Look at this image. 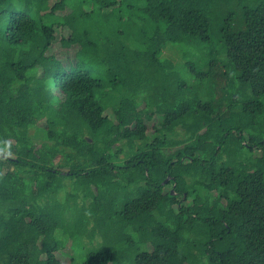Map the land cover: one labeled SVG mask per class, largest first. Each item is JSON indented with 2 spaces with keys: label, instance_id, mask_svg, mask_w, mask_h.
Listing matches in <instances>:
<instances>
[{
  "label": "trees",
  "instance_id": "obj_1",
  "mask_svg": "<svg viewBox=\"0 0 264 264\" xmlns=\"http://www.w3.org/2000/svg\"><path fill=\"white\" fill-rule=\"evenodd\" d=\"M58 229L80 264H264V0H0V264H64Z\"/></svg>",
  "mask_w": 264,
  "mask_h": 264
},
{
  "label": "rangeland",
  "instance_id": "obj_2",
  "mask_svg": "<svg viewBox=\"0 0 264 264\" xmlns=\"http://www.w3.org/2000/svg\"><path fill=\"white\" fill-rule=\"evenodd\" d=\"M54 1V0H52ZM68 32L66 30L63 29H56V38H57V42L54 45V47L51 48L50 52L54 53V55H60L59 57L65 62H69V59L73 58V53H74V49H64L61 45L60 42H58V40L60 39L61 36H67ZM176 45V44H174ZM172 44L169 45H165L162 49V52L160 53V57H168V58H173L172 61L179 67L181 68L183 65V62L186 60L183 57V52L185 51L184 46H181L180 44L177 46H174ZM174 46V47H173ZM197 52V51H196ZM181 74L186 78L187 82L190 85H193L194 81L191 78V76L189 75V73L183 68L181 69ZM44 118H41V121ZM39 133L37 132L35 129V126H32L30 128V134L32 135V137L34 138V141L36 142V145H38L37 142H39L40 140H43L42 137H39ZM120 156H122V154H120ZM171 188V184H167L165 186V191H167L168 189ZM63 196L65 199V192L63 191ZM190 199H186L183 201V203L187 204L189 202ZM69 214V213H68ZM56 237H58L59 239H62L64 242L63 245V249L62 252L60 254L61 258H63L64 264H69V258L74 257V262L73 264H80L81 260L84 259V255L86 252L92 250L94 247L91 246V243H95L98 239V237H95L91 243H89V239L87 237H84V239L82 238V241H80L81 237L78 238L77 240H70L69 237L67 235H63L62 231L60 229H58L55 232ZM98 244V242H97ZM145 245H135V247L133 248V250H137L139 249V251H141L144 248ZM136 252V251H135ZM79 258V260L77 259Z\"/></svg>",
  "mask_w": 264,
  "mask_h": 264
},
{
  "label": "water",
  "instance_id": "obj_3",
  "mask_svg": "<svg viewBox=\"0 0 264 264\" xmlns=\"http://www.w3.org/2000/svg\"><path fill=\"white\" fill-rule=\"evenodd\" d=\"M169 178H170V177H169V175H168V176L165 178L164 183L167 182V181L169 180Z\"/></svg>",
  "mask_w": 264,
  "mask_h": 264
}]
</instances>
